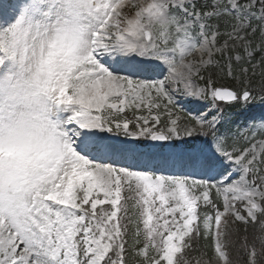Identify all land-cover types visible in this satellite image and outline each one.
Here are the masks:
<instances>
[{
  "label": "snow or ice",
  "instance_id": "1",
  "mask_svg": "<svg viewBox=\"0 0 264 264\" xmlns=\"http://www.w3.org/2000/svg\"><path fill=\"white\" fill-rule=\"evenodd\" d=\"M195 7L0 0V264H264V116L220 131L221 102L264 104V0Z\"/></svg>",
  "mask_w": 264,
  "mask_h": 264
},
{
  "label": "rangeland",
  "instance_id": "2",
  "mask_svg": "<svg viewBox=\"0 0 264 264\" xmlns=\"http://www.w3.org/2000/svg\"><path fill=\"white\" fill-rule=\"evenodd\" d=\"M147 1L148 0H140V2H147ZM135 2H137V0H129V3H135ZM213 3H214V0H207L205 10L212 9ZM195 6H196V4H195ZM121 11L124 13L131 11L132 14H134L135 10H132L129 7H125ZM175 11L179 15H181L182 17L185 15L182 12H180L179 9H176ZM186 18L189 20L193 19L192 17H186ZM226 19H227L226 17L212 18V19L207 20L206 22L209 24H219L220 29L224 30L227 26L225 24ZM194 23H196V22H194ZM193 32L197 33L198 27H194ZM201 58L207 59V56L200 51H198V52L195 51L192 53V55L187 57V60H199ZM180 105L185 107L186 111H191L193 115L197 114V112L194 111V107H193V105H196V102L190 103V102H187L185 100H180ZM199 105L201 106L200 111H206L207 107H208V101H199ZM200 106H198V107H200ZM236 106L238 107L236 110H232V111L230 110L228 113H226L224 115L225 119L222 122V127L220 128V131H224L225 129H228L229 131H234L237 128H243V126L246 124V122L249 121L251 118H255L257 125H258L260 117L264 116V104H261L259 102H250L247 105V107H245L243 105V102H240V103H237L235 105V107ZM247 135H248V138L250 139L252 134L248 133ZM257 138H259L258 134H257ZM187 139L189 141V143H187V144L181 143L179 141L174 142V143L173 142H161V143H164L165 146L171 145V146L175 147V151L178 152V151H182V150L186 149L185 148L186 145H188V144L192 145L194 142H196L195 141L196 139L195 140H193V138H187ZM241 143L243 144V143H245V141L241 140ZM152 144H154V142H147V147L151 146ZM170 171H171V169H170ZM180 171H177V172H180ZM236 178L238 179L239 176L237 175Z\"/></svg>",
  "mask_w": 264,
  "mask_h": 264
},
{
  "label": "clouds",
  "instance_id": "3",
  "mask_svg": "<svg viewBox=\"0 0 264 264\" xmlns=\"http://www.w3.org/2000/svg\"><path fill=\"white\" fill-rule=\"evenodd\" d=\"M55 38L56 37L54 33L48 34L40 39H36L31 35L22 37L20 48L21 50H24L25 47L27 48L28 63H33L35 59L39 56L41 50H46L48 46L55 41ZM11 67V63L5 64L4 66L0 67V78L6 76ZM56 116H58V113L54 115V118H56Z\"/></svg>",
  "mask_w": 264,
  "mask_h": 264
},
{
  "label": "trees",
  "instance_id": "4",
  "mask_svg": "<svg viewBox=\"0 0 264 264\" xmlns=\"http://www.w3.org/2000/svg\"><path fill=\"white\" fill-rule=\"evenodd\" d=\"M220 106L222 107V108H228V105H226V104H224V103H220ZM229 108H231L230 106H229ZM238 227L240 228V233H241V235H243L244 234V232L245 231H247L249 234H251L253 231H254V228H255V225H247V226H245V225H238ZM203 243V242H202ZM205 251H207V253L209 254V255H211L212 254V252H213V249H204ZM232 257L235 259V260H237V262H238V264H243V259H244V253L242 252V251H240V250H238V249H234L233 251H232Z\"/></svg>",
  "mask_w": 264,
  "mask_h": 264
},
{
  "label": "bare ground",
  "instance_id": "5",
  "mask_svg": "<svg viewBox=\"0 0 264 264\" xmlns=\"http://www.w3.org/2000/svg\"><path fill=\"white\" fill-rule=\"evenodd\" d=\"M198 52V51H197ZM200 108H198L199 110ZM197 111V110H196ZM169 152H173V150H165L163 154H168ZM160 163L159 159L154 160V163Z\"/></svg>",
  "mask_w": 264,
  "mask_h": 264
}]
</instances>
